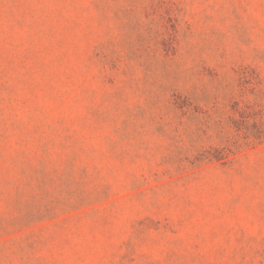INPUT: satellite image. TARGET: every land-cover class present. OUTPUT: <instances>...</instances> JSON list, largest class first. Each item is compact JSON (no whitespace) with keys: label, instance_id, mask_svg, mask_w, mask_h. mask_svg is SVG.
<instances>
[{"label":"rangeland","instance_id":"obj_1","mask_svg":"<svg viewBox=\"0 0 264 264\" xmlns=\"http://www.w3.org/2000/svg\"><path fill=\"white\" fill-rule=\"evenodd\" d=\"M0 264H264V0H0Z\"/></svg>","mask_w":264,"mask_h":264}]
</instances>
